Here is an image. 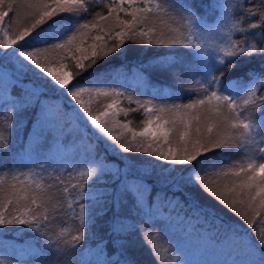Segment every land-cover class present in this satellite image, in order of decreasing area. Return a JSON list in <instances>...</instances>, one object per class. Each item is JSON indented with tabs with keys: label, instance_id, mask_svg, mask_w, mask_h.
<instances>
[{
	"label": "snow or ice",
	"instance_id": "obj_1",
	"mask_svg": "<svg viewBox=\"0 0 264 264\" xmlns=\"http://www.w3.org/2000/svg\"><path fill=\"white\" fill-rule=\"evenodd\" d=\"M209 7L222 9L213 24L198 16L188 0H0V104L9 106L5 120L9 112L29 109H35L38 123L61 118L66 103L77 129H83L82 142L90 126L97 142L104 140L105 153L152 158L124 156L121 163L109 166L107 156H94L86 161L90 166L73 177L75 184L55 177L67 209L79 206L72 217L79 222L75 234L61 227L49 238L57 252L69 255L84 240L88 199L111 201L113 209L130 203L137 215L146 217L140 232L154 264H264V228L256 231L257 223H264V79L248 66L237 69L244 57L264 56V0H231L226 5L213 0ZM237 11L240 19H236ZM234 33L241 38L235 39ZM134 46L186 50L159 54L165 58L157 67L168 71L183 65L180 57L186 56L199 76L197 98L158 105L116 87L98 86L109 80L106 75L101 78L108 68L98 72L97 66L111 61L123 64L140 51ZM53 62L55 67L50 66ZM85 73L89 79L81 83ZM120 98L137 107H121ZM101 99L110 102L94 113L92 105ZM141 109L145 119L139 130L130 127L132 121L117 119ZM114 129L120 131L114 134ZM8 144L0 128V150ZM86 150L95 152V147L89 143ZM217 150H236L241 158L230 163L210 159L209 154ZM39 167L44 169L43 164ZM154 174L160 188L147 179ZM37 176L35 172H13L10 179L0 176V229L24 225L45 235L44 229L63 205L52 191L57 185ZM109 179L112 191H108ZM101 182L104 188L89 191ZM73 190L76 200H68ZM198 193H206L240 217L253 233L225 224L214 207L201 206ZM157 197L173 208L187 205L205 219L219 221L217 241L225 259L193 262L183 243L189 235L181 227L183 220L170 214L160 219ZM128 218L114 213L110 232L119 236L134 228L125 224ZM155 225L159 227L153 230ZM169 230L179 233L175 241ZM115 243L124 258H105L96 264H134L123 251L125 245ZM0 264H6L5 260L0 259Z\"/></svg>",
	"mask_w": 264,
	"mask_h": 264
},
{
	"label": "trees",
	"instance_id": "obj_2",
	"mask_svg": "<svg viewBox=\"0 0 264 264\" xmlns=\"http://www.w3.org/2000/svg\"><path fill=\"white\" fill-rule=\"evenodd\" d=\"M188 2L193 5L195 13L204 17L209 24L215 23L217 17L222 14V9L213 11L209 7L213 0H188ZM221 2L226 5L231 0H221ZM235 15L236 19L241 18L239 11ZM88 18L90 19V17ZM233 36L235 39L241 38L239 33H234ZM134 47L139 48L140 51L135 55H131L123 64L118 61H111L109 64L102 63L97 66L96 71L98 72L103 68H108V72L103 74L101 78L106 75L109 80V83L98 86L116 87L135 99L142 101L151 100L153 104L158 105L188 103L192 99L197 98L198 93L195 89L198 88V85L195 81L199 79V76L194 75L196 66L191 64L186 56L181 55L180 57L184 61L183 65H177L168 71H160L157 67L159 61L165 58L159 54L183 53L186 50L155 46ZM50 66L55 67V62ZM245 66L259 72L261 78L264 79V56L244 57L241 59V63L237 65V69H242ZM88 79L87 73L79 78L81 83ZM224 82L227 84L228 80ZM189 89L193 91H189ZM15 91L18 92L19 90ZM48 95L55 96L56 94L49 92ZM87 99L88 97L85 96V100ZM108 102L110 101L103 99L94 102L92 105L93 112L103 110V105ZM120 106L137 107L135 104H129L123 98H120ZM7 107L9 106L0 104V121H2L0 128L4 130L9 140L7 149L0 150V176L10 179L13 172H35L38 174L37 178L43 177L46 184L57 185L52 191L55 193V199L59 200L63 207L59 212L53 214L55 215V220L44 229L45 235L27 230L24 225L0 229V259L5 260L6 264H18V262L19 264H82V262L96 264L97 260L105 258L116 261L118 258H124L117 251L115 242L119 241L125 245L123 251L134 264H154L153 255L140 232L146 217L137 215L130 203L127 204L126 208L118 206L113 209L111 201L94 203L86 199L85 203L88 207L85 215L84 240L76 246L75 250H71L69 255L57 252L56 245L48 242L49 238L54 237L61 227L70 228L73 230V234H75V229L79 227V222L72 218L73 212L79 211V206L74 204L72 209H67L64 194L55 177H62L66 184H75L77 180L73 179V177L76 176L77 172L86 170L90 166L86 161L91 162L94 156L97 159L101 156H107L105 163L111 166L114 161L121 163L124 156H139V154L105 153L104 140L98 143L96 137L92 135L94 130L90 126L87 137L82 142L80 134L83 129L82 127L79 130L77 129L76 122L72 119V112L66 103L61 118L53 116L43 123L37 122L35 109L21 110L15 114L9 112L8 119L5 120L4 113ZM117 119L121 122L132 121L130 127L139 130L143 127L142 121L145 116L141 109L130 112L127 117L120 114ZM9 123L11 124L10 128L8 127ZM113 131L115 134L120 129H114ZM97 135L99 134L97 133ZM128 135L130 137V134ZM89 143L95 147V152L86 150V146ZM109 143L111 142L109 141ZM222 153H227V156ZM209 158L225 160L230 163L232 160H238L241 157L236 153V150H217L216 153L209 154ZM139 159L147 161L152 158L139 156ZM41 164L44 165L43 170L39 167ZM147 179L156 188L161 187L156 183L157 177L155 174ZM111 184L112 182L109 179L108 191H112ZM104 187L105 185L101 182L92 185L89 191ZM165 191L167 190L165 189ZM177 196L183 199L181 194L177 193ZM196 198L201 206L214 207L216 216L222 219L225 224L240 225L242 231L253 233L252 229H248L244 220L231 213L223 205L215 202L206 193H198ZM68 200H76L74 190ZM156 203L161 209L162 215L159 217L160 219L170 214L172 217L179 216L183 220L181 227L184 233L189 234L184 237L188 240L198 238L203 232L205 233L208 230L213 231L211 236L214 235L213 240L216 243V247L209 246V250L198 254L197 262L225 259L217 241L218 229L222 227L219 221L205 219L187 205L181 204L173 208L166 199L162 200L160 197L156 198ZM116 212L127 214L129 218L125 220V224L134 225V228L126 230L119 236L110 232L113 215ZM158 227L159 225H155L153 230ZM17 228L22 231H17ZM262 228H264V223H257L256 231ZM177 235H179L178 232L169 230V236L173 241H175ZM165 247H167V244H165ZM101 249H103L102 252L100 251ZM161 255L162 257L166 255L163 250ZM209 255L211 256L209 257ZM165 264H167V261H165Z\"/></svg>",
	"mask_w": 264,
	"mask_h": 264
},
{
	"label": "rangeland",
	"instance_id": "obj_3",
	"mask_svg": "<svg viewBox=\"0 0 264 264\" xmlns=\"http://www.w3.org/2000/svg\"><path fill=\"white\" fill-rule=\"evenodd\" d=\"M211 233H213V231L208 230L205 233L203 232L198 238L189 240L187 238L183 239V243L189 252V258L193 262H197L198 254L205 252V250H209V246H212L214 235L211 236ZM210 256L211 255H209V257Z\"/></svg>",
	"mask_w": 264,
	"mask_h": 264
}]
</instances>
